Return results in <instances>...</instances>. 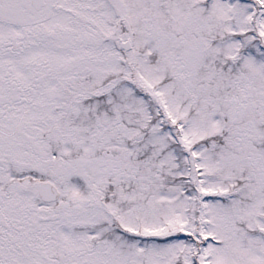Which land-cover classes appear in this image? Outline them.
Wrapping results in <instances>:
<instances>
[{"label": "snow or ice", "instance_id": "6c2138e0", "mask_svg": "<svg viewBox=\"0 0 264 264\" xmlns=\"http://www.w3.org/2000/svg\"><path fill=\"white\" fill-rule=\"evenodd\" d=\"M0 264H264V0H0Z\"/></svg>", "mask_w": 264, "mask_h": 264}]
</instances>
